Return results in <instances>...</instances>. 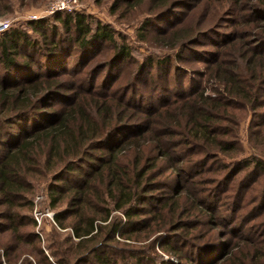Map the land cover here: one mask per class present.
I'll use <instances>...</instances> for the list:
<instances>
[{"label": "rangeland", "instance_id": "1", "mask_svg": "<svg viewBox=\"0 0 264 264\" xmlns=\"http://www.w3.org/2000/svg\"><path fill=\"white\" fill-rule=\"evenodd\" d=\"M59 1H63L65 7L50 9ZM230 2H237L236 8H232ZM260 6H264V0H0L3 31L17 28L28 33L30 40L46 45L54 39L50 25L57 27L56 49L51 50L48 46L35 54L37 66H33V71L38 73H46L48 69L62 72L60 88L56 89L59 97L54 100L56 108L71 100L75 91L91 87L112 95L110 99L114 105H136L143 113L133 114V121L139 118L140 122L149 117L147 111L158 109L160 104L164 105L163 109L165 104H170V110L176 109L186 98L193 99L200 91L204 97L221 98V105H225L218 114L224 116L217 119L219 130L213 137L226 141L231 148L220 152L217 158L213 144L205 147L203 142H197L199 134L188 133L189 143L173 133L164 137L169 155L158 161H164L163 164L172 168L157 176V181L162 179L158 185L161 187L149 192L155 198L153 205L160 208L162 201H157L162 194L172 192L164 185V178L169 174L171 184L179 181L180 186L184 184L202 193L200 199L205 209L200 211L198 218L202 224L189 230L187 236L191 241L200 242L203 250H193V257L198 261L208 255L214 241L219 240L225 245L216 248L221 253L230 243L233 246L240 244L246 253L254 244L241 239L253 237L250 239L254 240L262 256L247 264H264V77L256 81L251 90L259 97L255 108L241 99L246 97L244 92L240 93L242 97L233 98L228 106L231 98L227 87L219 78L213 77V70L219 65L223 69H233L227 61L235 59L236 54L248 55L252 47L262 49L259 39L247 35L248 30L258 31L257 24L264 22V19L255 20L253 14L258 11L264 16ZM68 13L86 17L90 28L88 41L102 25L111 39L79 46L75 32L65 29L55 19L57 15ZM37 20H44L43 28L29 26V21ZM147 20L150 22L146 24ZM235 37L237 45L231 51L223 43ZM123 46L128 54L114 58L117 47ZM24 51L29 53V49ZM24 51L19 53V61H24ZM261 56L259 63L263 60ZM152 61L166 63L151 67ZM46 65L51 66L47 68ZM163 69H170L168 75ZM174 98L179 100L171 102ZM156 128L160 126L156 125ZM152 129L155 130V125ZM148 143L152 145V141ZM257 160L261 162L259 170L254 167ZM56 168H43L41 172L25 176L26 183L18 187L25 198L17 195L11 206L0 195V264H93L95 255L105 253L104 248L97 251L99 244L114 249L115 252L112 248L108 250L110 257L112 252L114 264L194 263L180 253L165 249V245L177 244L182 249L192 250L191 244L165 238L169 237L167 231L147 235L144 229L130 237L128 228L124 227V234L116 233L114 239L105 243L104 238L99 237L80 242L69 226L70 216L65 218L64 228L55 219V214L68 206L67 194L55 203L52 200L55 195L51 193V185H65L63 181L54 180ZM163 207L162 211H165ZM212 212L216 213L215 218L210 217ZM112 215L125 220L122 210L112 211ZM11 216L15 220L10 219ZM145 217L136 216L139 219ZM215 222L219 224L214 227ZM176 232L183 233L182 230ZM136 257L142 260L141 263ZM218 262L210 260L208 264Z\"/></svg>", "mask_w": 264, "mask_h": 264}, {"label": "trees", "instance_id": "2", "mask_svg": "<svg viewBox=\"0 0 264 264\" xmlns=\"http://www.w3.org/2000/svg\"><path fill=\"white\" fill-rule=\"evenodd\" d=\"M230 3L232 8H236L237 2ZM260 8L264 11V6ZM261 13H253L255 20L264 19ZM55 19L65 29L75 32L81 47L87 43L91 45L111 39L106 27L102 25L98 27L100 31L90 38L94 39L88 41L90 28L83 14L68 13L64 16L57 15ZM149 22L147 20L145 23ZM43 23L44 20L29 21V26L41 29ZM50 26V34L54 39L46 45L30 40L28 33L17 28L7 29L0 34V137L4 138H0V195L4 201L11 206L17 195L25 198L18 187L26 183L25 176L29 173L57 166L54 180L63 181L65 185H51V193L55 195L52 200L55 203L67 194L68 206L57 212L55 219L64 228V220L70 216L72 221L69 226L80 242L99 237L104 238L105 243L114 239L116 233L124 234L122 229L126 227L130 237L144 229L147 230V235L167 231L169 237L165 238H176L185 244H191V251L182 249L177 244L164 247L176 254L180 253L191 262L194 261L193 264H208L210 260L215 263L220 260L218 264H247L261 258V250L250 239L253 237H243L241 240L244 242L254 244L252 248L248 247L246 253L240 244L233 246L231 243L226 244L225 252L221 253L216 248H222L224 244L218 240L209 247L208 255L198 261L193 257V250H203L200 242L191 241L187 236L190 235L189 230L202 224L198 219L200 211L205 209L204 202L200 199L202 193L197 189L187 188L184 184L180 186L179 181L171 184L167 174V183L164 178V185L172 189V192L163 193V198L157 201H162L161 209L153 205L156 203L154 195L149 194L153 188L161 187L158 185L159 181L162 183V179L157 181V176L172 168L163 164L164 161H158L159 158L169 155L164 137L173 133L189 143L188 133L199 134L197 142H203L205 147L212 144L219 146L217 149L213 147L217 158L220 152L231 148L226 141L213 137L219 130L217 119L224 116L218 114L221 106L225 105H221V98L214 100L204 97L200 91L193 99L186 98L176 109H168L170 104H165L163 109L164 105L160 104L158 109L147 111L149 117L141 119L140 122L139 118L133 121V114L143 113L136 105H114L115 102L110 99L112 95L100 93L91 87L84 91H75L71 100L56 108L54 100L59 97L56 89L60 88L62 72L54 69H48L46 73L33 71L34 64L37 66L35 54L48 46L51 50L57 47L54 42L58 35L57 27L53 24ZM257 27L258 31L248 30L247 35L252 34L259 39L262 43L260 51L257 47H252L248 55L233 53L235 59L227 61L233 69H223L219 65L213 70V77L219 78L227 87L231 98L228 106L232 104L233 98L241 96V92L246 93L245 99L241 98L246 105L250 104L252 108L258 105L259 97L253 95L251 90L255 87V82L264 77V22L257 24ZM223 44L232 51L237 45V38ZM123 48L124 46L117 47L114 58L128 54ZM24 49H29V53L26 54ZM21 50L24 51V61L18 60ZM259 55H262V63L258 61ZM162 63L166 61H152L149 65L161 66ZM166 65L167 68L170 67L169 63ZM50 66L46 65L47 68ZM163 70L168 75L170 69ZM238 85L246 91L241 90ZM49 95H52V99L48 98ZM180 98L185 99V96ZM178 100L174 98L171 102ZM185 117L189 118L186 120ZM179 120L183 122H178ZM153 125L155 130L152 129ZM156 125L160 128L157 129ZM149 141H152V145H149ZM260 163L257 160L254 167L258 169ZM162 207L165 211H162ZM120 210L123 212L124 221L111 216L112 211ZM215 214L212 212L210 217L215 218ZM136 216L146 217L139 219ZM10 219L15 220V217L11 216ZM106 221L108 222L105 223ZM218 224L215 222L213 226ZM176 230H182L183 233H177ZM102 231H105L104 235ZM102 245L97 246V251L104 248L105 253L95 255L93 264H114L111 259L112 252L111 257L108 253L112 247ZM112 250L115 252L113 248ZM136 258L141 263L142 260ZM162 264H166V261H162Z\"/></svg>", "mask_w": 264, "mask_h": 264}, {"label": "built area", "instance_id": "3", "mask_svg": "<svg viewBox=\"0 0 264 264\" xmlns=\"http://www.w3.org/2000/svg\"><path fill=\"white\" fill-rule=\"evenodd\" d=\"M62 7H65L64 2H63V1H59V2L56 3L55 5H52V6L50 7V9H56V8L59 9V8H62ZM4 28H5V26L0 25V31H3Z\"/></svg>", "mask_w": 264, "mask_h": 264}]
</instances>
